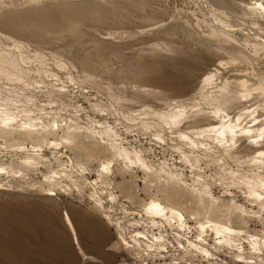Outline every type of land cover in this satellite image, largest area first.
<instances>
[{
  "label": "rangeland",
  "instance_id": "374dc122",
  "mask_svg": "<svg viewBox=\"0 0 264 264\" xmlns=\"http://www.w3.org/2000/svg\"><path fill=\"white\" fill-rule=\"evenodd\" d=\"M255 1L0 0L1 112L10 110L16 122L30 119L53 125L57 134L49 135L51 140H63L68 130L80 134L69 147L65 141L45 145L39 152L47 157L30 165L24 156L28 151L5 144L7 140L0 137V161L13 169L0 172V264H138L137 249L125 239L132 245L137 230L158 232L143 215L146 203L157 194L182 206L191 226L182 231L192 239L202 237L200 221L238 212L232 224L246 227L239 244L251 252V261L260 254L264 263V247L257 250L249 238L250 234L264 237V203L249 195L250 187L264 190L254 184V174L264 169L253 159L264 149V134L249 139L255 143L248 151L235 148L228 155L216 139L197 133L208 126L221 101L230 99L231 104L223 107L234 115L240 113L235 108L242 90L237 79L246 77L256 85L264 81V47L254 46L264 43V14L251 8ZM219 22L234 26L228 28L233 30L231 38L213 34ZM250 30L259 35L245 32ZM209 73H216L214 81L205 84ZM228 83L229 91L222 94L220 87ZM249 105L258 109V126L264 128V93L253 91L251 101L244 104ZM180 107L187 108L181 123H168V116ZM189 119L196 121L188 124ZM181 130L207 149L195 146L197 152H190ZM113 142L143 154L153 172L139 162L128 165L120 159L112 160L110 170L104 168L101 175L99 165L112 158V151L98 146ZM52 169L58 171V186L46 178ZM169 173L181 176L187 188H173ZM206 186L221 201L200 202L198 190ZM163 188L173 193L164 197ZM51 191L57 195H48ZM96 192L103 200L109 193L117 195L100 207L92 197ZM232 198L251 210L249 217L240 218L239 211L232 209ZM64 211L76 222L83 251L94 259L83 261ZM166 228L176 233L173 227ZM205 237L218 245L214 232H205ZM169 241L176 244L172 237ZM222 247H226L220 250L223 262L241 259L235 255L236 247ZM168 249L171 252L162 251L166 261L183 256L184 264L191 255L176 245L169 244Z\"/></svg>",
  "mask_w": 264,
  "mask_h": 264
},
{
  "label": "bare ground",
  "instance_id": "6f19581e",
  "mask_svg": "<svg viewBox=\"0 0 264 264\" xmlns=\"http://www.w3.org/2000/svg\"><path fill=\"white\" fill-rule=\"evenodd\" d=\"M27 1V0H26ZM32 1V0H31ZM255 1V0H254ZM205 2V1H204ZM208 5V4H207ZM253 10L255 11H260L261 13L264 14V0H256L254 2V6L252 5L251 7ZM208 11V10H207ZM210 13V11H209ZM212 14V12L210 13ZM216 15V14H215ZM214 16V15H213ZM219 17V16H217ZM213 18V17H212ZM220 18V17H219ZM218 19V18H217ZM221 19V18H220ZM216 22V21H215ZM227 23L226 21L224 22V24ZM216 24V23H215ZM223 23L219 22L214 28V35L215 36H223V37H229L231 38V35L233 31L232 29H228V28H232L229 26L224 25ZM252 26V25H251ZM246 27V26H244ZM243 27V28H244ZM242 28V27H241ZM255 28V25L253 26V29ZM248 30V28H247ZM260 30V29H259ZM245 32H251L253 35H259L257 33H259V31H245ZM263 32V31H262ZM261 32V33H262ZM264 35V33H263ZM235 36V35H234ZM250 36V35H249ZM262 36V35H261ZM263 37V36H262ZM253 38V37H252ZM257 38L258 37H254ZM261 38V37H260ZM235 39V38H234ZM256 39V40H257ZM262 39V38H261ZM259 41V40H258ZM254 46L256 48H262L264 47V43L262 42H258L255 43ZM2 57V56H1ZM10 59V58H8ZM2 61V60H1ZM15 61V60H14ZM6 62V61H5ZM16 62V61H15ZM4 63V62H3ZM9 63V62H8ZM1 64V63H0ZM17 64V63H16ZM9 66V65H6ZM11 66V65H10ZM4 66L0 65V70H3ZM8 68V67H7ZM16 69V68H15ZM13 70V69H12ZM6 71V70H5ZM8 71V70H7ZM9 74V73H7ZM16 75V74H15ZM56 75V74H55ZM216 73H209L205 79L204 82L205 84L211 83L212 81H214ZM10 76V75H9ZM14 76V75H13ZM22 76V75H21ZM20 76V77H21ZM26 76V75H25ZM58 76V75H57ZM17 77V76H16ZM23 78V77H22ZM28 78V77H27ZM73 77L71 76V79ZM74 79V78H73ZM23 80V79H20ZM25 81V80H24ZM29 81V79H28ZM35 81V80H34ZM216 81V80H215ZM238 83H240V85L242 86V90L239 91V93L236 96V106L235 108H240V113H238L237 115H234L232 111L228 110L227 108L223 107V106H227L231 104L230 99L228 100H224L219 102L216 106L215 109L212 112V120L209 121L208 126L204 129H202L201 131H197L198 135H201V133L205 132V136H211L213 137L214 141L216 139L217 143L222 146L227 152L230 150L232 151V149L237 148L236 152H242L245 149L247 150L248 146H254L255 142H252L251 140H249L252 137H258V136H262L264 134V128H259L260 126H258V120L260 117V113H258V109L254 108L251 109L252 105L244 106V104L246 103V101H251L252 99V95H253V91L259 92V93H264V81H262L260 84L256 85L255 83H251L249 78H241V79H237ZM27 82V81H25ZM31 84V83H30ZM212 84V83H211ZM14 86V85H13ZM229 87V83L228 84H223L220 87V91L222 94L228 92L229 90H227ZM13 88V87H12ZM208 91V90H206ZM1 103V102H0ZM6 107V106H5ZM4 107V108H5ZM257 107V106H256ZM263 107V106H262ZM262 107H260L262 109ZM2 108V107H1ZM1 108H0V112H1ZM3 108V109H4ZM9 108V107H8ZM181 110H177L175 112H173L172 114H170L167 118V122L174 124V125H178L179 123H181V121L183 120L184 117V112L187 109H184L182 107H180ZM179 108V109H180ZM259 108V109H260ZM10 109V108H9ZM51 110V109H50ZM18 116V115H17ZM23 116V115H22ZM28 116V115H27ZM30 117V116H29ZM215 117V118H214ZM22 118V117H21ZM25 118V117H24ZM28 118V117H27ZM38 118V117H36ZM187 118V117H186ZM219 118V119H217ZM249 118L248 121H246L245 119ZM23 119V118H22ZM34 119V117H33ZM17 117L16 115L11 112L8 109H4L2 110V112L0 113V137H3V139L7 140L4 141L5 144L11 145L13 147L17 146L22 150H26L28 151V155L25 156V162L28 163V165H30L31 163H34L36 161H38L40 158H46L44 157L43 153L39 152L41 150H43L45 147V145H49V144H54L59 145L62 141H65L67 144L74 142V140L77 141L76 137L80 136L79 134V130L75 131V130H68L69 128L67 127L66 133L64 134V139L61 141H58L57 139H49V135H52L53 133L56 132V127L54 128V126H49L47 125V123H43V124H39V123H34L32 122L30 119L29 121H24V122H16ZM27 120V119H26ZM35 120V119H34ZM37 120V119H36ZM54 120V119H53ZM186 120V119H185ZM184 120V121H185ZM201 120V119H200ZM21 121V120H20ZM49 121V120H48ZM56 121V119H55ZM190 122L187 121V123H193L195 121L190 120ZM246 121V122H245ZM52 122V121H51ZM55 123V122H54ZM57 123V122H56ZM60 123V121H59ZM52 124V123H50ZM183 124V123H182ZM187 124V125H188ZM203 124V123H202ZM62 125V124H60ZM74 126V125H73ZM182 126V125H181ZM59 127V126H58ZM57 127V128H58ZM82 127V126H81ZM92 127V126H91ZM110 127V126H108ZM112 127V126H111ZM183 127V126H182ZM181 127V128H182ZM185 127V126H184ZM186 127H189L186 126ZM65 128V127H64ZM71 128H73L71 126ZM90 128V127H88ZM106 128V127H105ZM60 129V128H59ZM74 129V128H73ZM91 129H94L91 128ZM108 129V128H107ZM183 129V128H182ZM58 130V129H57ZM62 130V129H61ZM77 130V129H76ZM86 130V128H85ZM103 131V130H102ZM108 131V130H107ZM182 131V130H181ZM87 132V131H86ZM91 133V132H89ZM180 135L182 136V138H186L189 140V145H187V148L189 149V151L191 152H197L196 147L198 149H207L205 146L201 147L200 145L198 146L196 142V140L191 136V134L186 133V132H179ZM193 133V132H192ZM197 133H195L197 135ZM57 134V133H55ZM54 134V135H55ZM84 134V133H83ZM98 134V133H97ZM101 135V132L99 133ZM103 134V133H102ZM193 134V135H195ZM86 135V134H85ZM94 135V134H92ZM197 135V136H198ZM20 138L22 137L23 139L29 140V142L31 143V145L29 146L28 144H25L24 141H16L15 138L16 137ZM86 136H91V134H88ZM106 136V135H104ZM53 137V136H52ZM94 136H91V138L93 139ZM163 137V136H162ZM21 138V139H22ZM55 138V136H54ZM60 138V137H59ZM110 138V137H109ZM108 138V139H109ZM264 138V137H263ZM10 139V142L8 143ZM17 139V138H16ZM96 139V138H95ZM104 139V138H102ZM107 139V140H108ZM113 139V138H112ZM197 139V138H196ZM203 138L201 137V140ZM11 140H15V142L11 143ZM94 140V139H93ZM98 141V139H96ZM106 140V139H105ZM165 140V139H164ZM198 140V139H197ZM239 140H243L238 146H235V143ZM254 140V139H252ZM263 140V139H260ZM2 141V140H1ZM110 141V140H108ZM105 141V142H108ZM116 141V139L114 140ZM186 141V140H185ZM264 141V140H263ZM3 142V143H4ZM102 142V141H101ZM112 142V141H111ZM118 142V141H117ZM188 142V141H187ZM200 142V141H199ZM205 142V141H204ZM2 143V144H3ZM11 143V144H10ZM104 143V142H103ZM121 143V142H120ZM191 143V145H190ZM195 143V144H194ZM258 143V142H257ZM262 144V142H261ZM264 144V143H263ZM53 145V146H54ZM72 145V144H70ZM260 145V144H259ZM5 146V145H4ZM67 145H65L66 147ZM181 146V145H180ZM196 146V147H195ZM256 146H258V144H256ZM3 147V146H0ZM8 147V146H7ZM12 147V149H13ZM49 147V146H48ZM69 147V144H68ZM98 147H105L104 149L108 148L112 151V156L110 154V156L112 157L109 161L104 162L102 164H100L99 166H101V168L99 169L102 175V171L103 169H107L110 170L111 166L110 163L112 160H122L123 162H125L126 164L130 165L133 163L139 162L140 166H142L144 168V170L149 169V171L153 172V165L150 164L149 162L146 161V159L144 158V156H142L138 151H132L129 150L127 146H124L123 144H117L115 142L113 143H108V144H99ZM262 148L264 147V145L261 146ZM51 148V147H50ZM57 148V147H56ZM100 148V149H101ZM132 148V147H131ZM3 149V148H2ZM7 149V148H6ZM9 149V148H8ZM15 150V149H14ZM98 150V149H97ZM102 150V149H101ZM109 150V151H110ZM134 150V148H133ZM245 150V151H246ZM250 150V149H249ZM1 151V150H0ZM13 151V150H12ZM10 151V152H12ZM248 151V150H247ZM8 152V151H7ZM5 152V153H7ZM17 152V150H16ZM15 152V154H16ZM21 152V153H22ZM47 152V151H46ZM104 152V151H103ZM108 152V151H107ZM144 152V151H143ZM234 152V151H232ZM109 153V152H108ZM8 154V153H7ZM24 154V153H23ZM48 154V153H47ZM230 154V152H228V155ZM3 155V154H2ZM11 155V154H10ZM8 156V155H7ZM14 156V155H13ZM6 157V156H5ZM22 159V158H21ZM23 159V160H24ZM49 159V158H48ZM253 159H255V161L259 162L261 164L260 167H262L264 169V149H261L258 151L257 155L253 156ZM4 160V159H3ZM41 160V159H40ZM120 160V161H121ZM73 161V160H72ZM44 162V161H43ZM46 162V161H45ZM50 162V161H49ZM83 162V161H82ZM80 164H83V163ZM117 162V161H116ZM8 163V162H7ZM6 163V164H7ZM24 163V162H23ZM39 163V161H38ZM77 163V162H76ZM11 164V163H10ZM25 164V163H24ZM89 164V163H88ZM12 165V164H11ZM14 165V164H13ZM84 165V164H83ZM86 165V164H85ZM26 166V165H25ZM82 166V165H81ZM13 167V166H12ZM15 167V166H14ZM31 167V166H30ZM35 167V166H34ZM84 167V166H83ZM87 167V166H86ZM156 167V166H154ZM17 168V167H16ZM73 168V165H72ZM88 168V167H87ZM90 168V167H89ZM141 168V167H140ZM163 168V167H162ZM37 169V168H36ZM67 169V168H66ZM83 169V168H82ZM160 169V168H159ZM13 170L12 168H10L9 166H5V162H1L0 161V172L3 171H11ZM64 170V169H63ZM71 170V169H70ZM86 170V169H85ZM91 170V169H90ZM164 170V169H163ZM16 171V170H15ZM19 172V171H18ZM66 172V170H65ZM156 172L159 173V171L156 170ZM167 172V171H166ZM238 172V171H237ZM256 172V171H255ZM52 173V174H51ZM50 174L46 175V178L49 180H52L55 184L60 183L59 179H55V177H57V173L58 171H53V169L51 170ZM72 173V172H71ZM104 173V172H103ZM155 173V172H154ZM163 173V171H162ZM160 173V174H162ZM236 172H234L235 174ZM85 174V173H84ZM168 174V172H167ZM100 175V176H101ZM164 175V174H163ZM170 175V173H169ZM254 175L256 180H254V184H260L263 186L264 188V170L263 171H257ZM248 176V175H247ZM62 177V176H61ZM181 177V176H180ZM180 177H175V175H170V178L168 180V182H171L172 187L176 188V189H185L186 187V183L185 181H183V178ZM184 177V176H183ZM223 177V176H222ZM250 177V176H249ZM253 177V176H252ZM45 178V179H46ZM82 178H84L82 176ZM254 178V179H255ZM87 179V178H86ZM85 180V179H84ZM89 179H87L88 181ZM249 180V179H247ZM78 181V180H77ZM76 181V182H77ZM86 181V180H85ZM86 181V183H87ZM92 181V180H91ZM246 181V180H245ZM90 182V180H89ZM95 182V181H94ZM53 183V185H54ZM63 183V182H62ZM61 183V184H62ZM92 183V182H91ZM90 183V184H91ZM245 183V182H244ZM51 184V183H50ZM251 184V183H250ZM253 184V185H254ZM52 185V184H51ZM52 185V186H53ZM88 185V184H87ZM193 185V184H192ZM252 185V186H253ZM65 186V185H64ZM77 186V185H76ZM83 186V185H82ZM95 186V185H94ZM247 186V184H246ZM251 186V185H249ZM256 186V185H255ZM56 187V185H55ZM60 187V186H59ZM63 187V186H62ZM0 188H2L1 186V182H0ZM64 188V187H63ZM62 188V189H63ZM67 188V187H66ZM66 188H64V190H66ZM96 188V187H95ZM187 188V187H186ZM253 188V187H252ZM55 189V188H54ZM164 189V188H163ZM205 189V188H204ZM57 190V188H56ZM99 190V189H98ZM192 190V189H191ZM249 190V189H248ZM95 191V190H94ZM162 191V190H161ZM59 192V191H58ZM63 192V191H62ZM93 192V191H92ZM192 192V191H191ZM230 192V191H227ZM97 193V192H96ZM94 194V200L95 202L100 206V207H105L104 203L107 201H111V199H115L116 195L114 194H110L109 196H107L108 198H106V200H103L102 195L100 196V194ZM102 193V192H100ZM173 193V192H172ZM172 193L168 192L166 189L163 190V195L165 197V195H171ZM194 193V192H193ZM48 195H57L56 191H51L47 193ZM103 194V193H102ZM192 194V193H191ZM254 194L255 195V200L257 201V199L260 200L261 203H264V190H260L259 188L256 189H252L250 187L249 190V195ZM176 195V194H175ZM193 195V194H192ZM198 196V200L201 201H211L213 204L217 203L219 201H221V198H219L218 196H215L213 194V192L211 191L210 187L208 188L206 186V189L203 191H199L197 193ZM194 196V195H193ZM251 197V196H249ZM105 199V198H104ZM110 203V202H109ZM205 203V202H204ZM231 205H232V209H236V211H239V216L242 219V216L244 215V217H249L251 210L243 204L237 203L235 201V199L232 198L231 201ZM242 203V202H241ZM108 204V203H107ZM109 207V206H108ZM182 207V206H181ZM181 207H179V205H177L176 202H174L171 197H165L163 200V197L160 194L154 195L149 202L146 203L144 210H143V215L146 216V219L148 220L149 224H151V227H157L158 228V232H154L152 231V234L149 235L146 231H141V230H137L134 234L133 237V241L135 242V244L130 245V243L125 239V243L128 246H134L137 251L136 253L138 254V257L140 258V261L138 264H148L150 261V259L152 258V262L153 264H182L181 263V259L182 257H173L170 261H166L165 260V255H163L162 251L165 252H169L170 250L169 248V244L171 246H175L176 248H178L179 250H182L186 253H191V257L187 255L188 259L185 260L189 262H191L190 264H219L218 261L213 260L212 258H210L211 253H210V248L208 247L207 243L205 242V240L208 238L205 237V232L208 231H212L215 233L216 235V239L218 240L217 243L220 246H227V247H231L235 249V255L238 257H241V259L239 260H234L229 264H234L235 261H242L244 262V264H264L263 263V259L261 257L260 254H257L256 256H254V258H257V260L255 261H251V252H247L246 249L243 248L242 244L240 243L241 240V234H244V230L246 229L245 226L243 227H235L232 224V216L236 215L235 212L234 214L232 213V211H230V213H228V215L225 213L224 217H222L221 219H215V218H210V219H204L202 221H200V235L202 237H200L199 235L197 237H195L194 239H192V237L189 236H185L184 232L182 230H184V228H188L190 229V224H188V219L187 216L185 214V211L183 209H181ZM210 207V206H209ZM223 207V206H222ZM111 208V206H110ZM221 208V207H220ZM231 208V207H230ZM108 209V208H107ZM217 210V209H216ZM219 210V209H218ZM111 211V210H110ZM227 211V210H226ZM228 212V211H227ZM187 213V212H186ZM198 213V212H197ZM109 214V213H107ZM192 214H195L192 212ZM191 214V215H192ZM245 218V220H246ZM226 219V220H224ZM64 220L66 222V224L69 226V228L72 230L73 235H74V240L77 243L79 249L82 251V258L83 261L86 262L87 259H94V256H91L89 254H87V252L83 251L82 249V244L80 243L79 240V236L75 227L76 222L73 221L72 216L70 215V212L68 211H64ZM244 224L245 221H244ZM167 225H169L171 228L173 227V229H175L173 231H169L166 227ZM155 227V228H156ZM245 227V228H244ZM172 229V230H173ZM167 234L170 237L173 238V240L176 242V244L174 245L172 243V241H169V238L167 237ZM250 240L252 238V243L254 244L255 248L257 250L264 247V237L258 236L256 234H250L249 235ZM260 237V238H259ZM197 238V239H196ZM143 244L145 245L144 248L142 249V251L140 250L143 247ZM216 245V244H215ZM165 249V250H163ZM147 252V253H145ZM171 252V251H170ZM175 252V251H174ZM173 252V254H174ZM104 253V252H103ZM107 255V254H106ZM156 255H158V258H161V260L157 261ZM184 255V253H183ZM104 256V255H103ZM174 256V255H173ZM181 256V255H180ZM194 256V257H193ZM209 257L208 258V263H205V261L200 260L202 257ZM222 259V258H221ZM56 260V259H55ZM97 260V259H95ZM100 260V259H99ZM145 260V261H144ZM199 260V261H197ZM210 260V261H209ZM95 262V261H94ZM100 262V261H99ZM98 262V263H99ZM104 262V261H103ZM110 262V261H109ZM183 262V261H182ZM225 262V261H224ZM89 263V262H88ZM92 263V262H91ZM96 263V264H98ZM107 263V262H105ZM104 263V264H105ZM111 263V262H110ZM226 263V264H228ZM241 263V262H240ZM57 264V263H55ZM87 264V263H86ZM119 264H128V263H119ZM223 264V263H222Z\"/></svg>",
  "mask_w": 264,
  "mask_h": 264
},
{
  "label": "built area",
  "instance_id": "2783aa9c",
  "mask_svg": "<svg viewBox=\"0 0 264 264\" xmlns=\"http://www.w3.org/2000/svg\"><path fill=\"white\" fill-rule=\"evenodd\" d=\"M190 237V236H189ZM209 239V238H208ZM205 242L207 243L208 247L210 248V253H211V256L210 258H212L213 260H216L219 262V264H226L228 262H223V260L220 258V253L222 249L226 248V247H222L220 245H215L214 243H210L209 240H205ZM251 248V247H250ZM208 256L207 257H202L200 260L202 261H208ZM210 261V260H209ZM184 264H190V262L186 261Z\"/></svg>",
  "mask_w": 264,
  "mask_h": 264
}]
</instances>
